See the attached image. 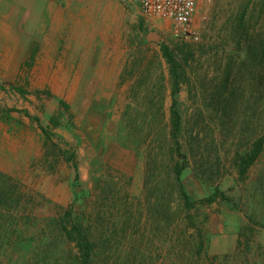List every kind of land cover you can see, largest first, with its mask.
Listing matches in <instances>:
<instances>
[{
  "label": "rangeland",
  "instance_id": "rangeland-1",
  "mask_svg": "<svg viewBox=\"0 0 264 264\" xmlns=\"http://www.w3.org/2000/svg\"><path fill=\"white\" fill-rule=\"evenodd\" d=\"M193 32L119 0H0L1 264H70L69 210L96 264H264V153L238 166L264 134V0H198ZM165 48L182 68L184 184L231 203L180 206Z\"/></svg>",
  "mask_w": 264,
  "mask_h": 264
},
{
  "label": "trees",
  "instance_id": "trees-1",
  "mask_svg": "<svg viewBox=\"0 0 264 264\" xmlns=\"http://www.w3.org/2000/svg\"><path fill=\"white\" fill-rule=\"evenodd\" d=\"M253 50V48H252ZM256 52V51H255ZM164 54L167 58L168 64L170 66L171 73V89H172V108L170 112V132L169 137L172 142L171 151L180 156V160L177 162L174 168L175 180L177 183L179 195H180V206L187 212H190L198 204H208L211 205L216 203L218 200L226 201L231 203L232 200L225 196V193L220 189H216L214 193L206 199H195L191 196L188 189L184 184V174L187 171L189 159L187 154L184 153V120L183 115L180 110L179 94L182 90V75L180 73L181 66L179 63L175 62L174 56L169 52L168 48L164 49ZM255 54V53H254ZM264 57V54L262 55ZM259 66L263 67L264 63H258ZM244 65V64H243ZM246 66L252 68L255 64L245 63ZM244 65V67H245ZM264 70V68H263ZM228 83L224 85L225 90H228ZM220 96H223L221 94ZM235 98V97H233ZM227 103L229 98H227ZM37 122L39 120L37 119ZM44 132V131H43ZM264 153V134L259 137V139L251 146V148L242 156L239 157L238 166L241 175H246L248 170L259 160L261 155ZM79 181L77 176L75 182ZM191 226L196 228L195 223L191 222ZM61 236L64 237L68 242L73 243L76 248V254L74 257L70 258V264H96L95 259V245L88 238L86 229L82 222L77 221L71 210L67 211L63 221L60 224ZM196 236L194 238L193 247L196 250V254L199 258L204 259L205 243L203 236L199 230H197ZM14 246V245H13ZM4 250V245L0 243V264L2 262L1 251Z\"/></svg>",
  "mask_w": 264,
  "mask_h": 264
},
{
  "label": "built area",
  "instance_id": "built-area-1",
  "mask_svg": "<svg viewBox=\"0 0 264 264\" xmlns=\"http://www.w3.org/2000/svg\"><path fill=\"white\" fill-rule=\"evenodd\" d=\"M126 8H138L146 21L153 26L161 21L172 24L175 36H191L198 0H119Z\"/></svg>",
  "mask_w": 264,
  "mask_h": 264
}]
</instances>
